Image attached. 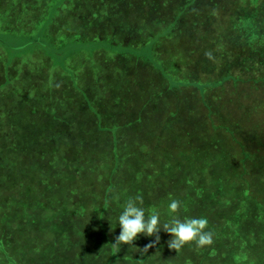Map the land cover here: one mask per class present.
Wrapping results in <instances>:
<instances>
[{
	"label": "rangeland",
	"instance_id": "1",
	"mask_svg": "<svg viewBox=\"0 0 264 264\" xmlns=\"http://www.w3.org/2000/svg\"><path fill=\"white\" fill-rule=\"evenodd\" d=\"M261 59L264 0H0V264H186L162 229L147 253L138 248L154 236L113 247L123 204L154 183L167 194L161 224L206 217L213 240L231 234L215 247L193 242L194 261H210L196 264L250 252L264 224L249 227L261 213L238 208L252 192L264 199V88L246 96L251 83L224 84L220 105L196 90L205 74L264 70ZM204 121L218 122L215 133ZM244 166L257 184L236 175ZM229 179L247 190L224 197Z\"/></svg>",
	"mask_w": 264,
	"mask_h": 264
},
{
	"label": "trees",
	"instance_id": "2",
	"mask_svg": "<svg viewBox=\"0 0 264 264\" xmlns=\"http://www.w3.org/2000/svg\"><path fill=\"white\" fill-rule=\"evenodd\" d=\"M258 16V14H254L253 15V17H254V19H252V23L255 21V18ZM212 25V33L214 32V25L213 24H211ZM178 27H180L181 28V26H178ZM171 28L174 30V25H171ZM255 28V27H254ZM253 30V29H252ZM257 33V32H256ZM224 35H222V36H220V38H222ZM225 36H227V35H225ZM152 42V41H151ZM240 42V41H239ZM234 47V46H233ZM233 47H231V48H233ZM223 48H225V45H223ZM222 48V49H223ZM226 48H227V46H226ZM216 53H218V56H221V57H226L225 55H223L222 54V52L221 51H217ZM213 57V56H212ZM211 57V59H213ZM261 63L262 64H264V60L263 59H261ZM258 64H260V63H258ZM256 66V65H255ZM258 70V69H257ZM247 71H250L249 73H247ZM243 72H245L246 74H243V73H240L239 74V77L238 78H235V79H230L232 76H229V77H224L223 75H222V77L220 78V80H219V82H216V81H213V79L214 78H216V77H212L211 75H209V74H205L203 77H204V79L206 80V79H209V80H206V82H209V83H206L205 84V88L204 89H202V90H196V93L200 96V100L199 101H203V102H205L206 100H205V98L207 97V95L208 96H210L209 94H213L212 95V101L211 102H214L215 104H217V105H220L221 104V101H222V98H223V100H225V101H228V102H230V98H229V96H226L225 94L227 93V92H225V90H227L226 89V87H229V86H231L232 87V84L234 83V84H236V83H251L250 85H247V84H245V85H243L244 87H245V89H247V94H246V96L247 95H251V96H254L257 92H258V90H259V88H261V87H263L264 88V70H258V72H256V71H254V72H252L249 68L246 70V71H243ZM215 73V72H214ZM253 79V80H252ZM215 84V86L214 87H212L213 85ZM220 85V86H217V85ZM224 84H226V87H224ZM212 87V88H211ZM212 91V92H211ZM222 91V92H221ZM200 92V93H199ZM215 92V93H214ZM263 98H264V94H263ZM199 101H197V102H199ZM222 105H224V103H222ZM203 107H204V117L206 118L207 116H208V111H207V104H204L203 105ZM215 122V123H214ZM202 124H203V126L205 127L204 128V130H206V131H208L210 134H213V133H215L214 132V130H216L215 128H218L217 127V121H204V122H201ZM115 149V148H114ZM208 151H210V150H208ZM207 151V152H208ZM192 158H193V160L195 161V156H193L192 155ZM208 158L210 159V161H205V162H207V164H210V162L214 159V157H212L211 155H208ZM199 162H200V160H198ZM244 168H245V166L243 167V169H241V170H238V171H236V175L237 174H240V175H242V178H241V180L243 181V180H245L244 182L246 183V184H249V182L251 183V185H254V184H257L256 183V180L257 179H252V180H250V176H251V174L253 173L250 169L249 170H244ZM241 172V173H240ZM232 173V172H231ZM138 174H141V177L142 176H144V169L143 170H139L138 171ZM146 175H148V177H149V179H150V177L152 178L153 176H154V172L151 170L150 171V173H148V174H146ZM240 177V176H239ZM142 179H144V178H142ZM146 180V181H150L151 182V180L153 179H150V180ZM234 180L235 179H233L232 180V182L231 183H229L230 182V179L228 180V182L227 181H223L224 183L221 185V188H223V190H221V192H222V194L224 195V197L226 196L225 194H224V192L226 191V192H228V191H230L229 193H230V195L232 196V197H234V192H232V188H237L238 189V191H246L247 190V187H242V185H241V181L239 182V184L238 183H234ZM250 180V181H249ZM247 181H249V182H247ZM154 182H156L155 180H154ZM157 183V182H156ZM140 185H143L144 187H146L145 186V184H144V182H143V180H141V183H139V188H141L140 187ZM154 186H157V187H155L154 189H148V190H151V195L149 194V191L148 192H146V194L147 195H143V194H140V196H142L143 197V201L146 203V204H148V210L147 211H145V214L146 215H150L151 213L150 212H153V211H157V212H160L159 214H160V217H161V213H162V211H164V209H167L166 208V206H161L160 205V202L161 203H165V198L167 197V194L166 193H162V190H161V188H162V186L163 185H160V184H155L154 183ZM231 188V189H230ZM110 189L111 188H108V191H110ZM206 189V191H205V196H209V195H211L212 193H214V190L211 188V187H207V188H205ZM263 190H264V188H263ZM262 190V191H263ZM140 191H141V189H140ZM252 193H254L253 195H251V196H249V197H246L247 198V201L246 202H244V204H245V206H246V210H244V209H240V208H238V210L239 211H242V212H246L247 214H250V212L252 211H247L248 209H253L255 212H260L261 213V215H257V213H254L253 212V217L252 218H254V219H256V220H252L251 219V221H250V225H249V227L250 226H252V227H255V228H257L258 229V227L260 226V225H263L264 224V205L262 204V202L260 201L262 198H258L257 199V196H256V193L255 192H252ZM258 193H260L259 191H258ZM161 194H163V195H165V198L163 199L162 197L159 199V196L161 195ZM248 194V193H247ZM147 196V197H146ZM232 197H231V200H232ZM240 196H238L236 199H233V202H236V203H238L240 200H237L238 198H239ZM245 197V196H244ZM108 198V197H107ZM6 199H9V197H8V195H6V197H5V200ZM264 199H262V201H263ZM154 203H156V204H154ZM224 203L226 204V205H228V206H231V201H224ZM101 204H102V206H103V201H101ZM234 206H235V204H234ZM235 208V207H234ZM259 210V211H258ZM248 227V228H249ZM104 231V230H103ZM245 233H249V231L248 232H246V231H243L242 232V234H245ZM260 233V232H259ZM261 233H264V232H261ZM69 234V233H68ZM227 234V235H226ZM235 235V234H234ZM74 236V234L72 233V236L70 237V238H72ZM102 237L104 238V234L102 235ZM230 237H231V234H229L228 232H226V231H222L220 234H218V236H215V238H214V242H213V244L212 245H210V246H212V247H215V246H217V244H218V242L219 241H224L225 239H230ZM235 237H236V239L237 238H241V236H239L238 234H236L235 235ZM259 238H261L263 241H264V235L263 236H261L260 234L258 235V240H256V241H253L252 242V244L254 245V247H252L251 248V251L250 252H245V250L244 249H239L238 251H237V253L236 254H234L231 258L230 257H223L222 259L220 258V257H222L224 254H226L224 251H220V252H216V253H214V252H212V254H215V255H217L218 256V258H220L219 259V261H217V262H214L213 264H226V262H224V260L226 261H228L227 262V264H252L254 261H257L258 262V264H260V262H261V264H263L264 263V247H258L257 246V244H259V243H261L260 241H259ZM1 241V240H0ZM33 240H30L29 242H32ZM247 243V242H246ZM0 244H1V242H0ZM248 244V243H247ZM1 245H3V244H1ZM249 246L251 245V244H248ZM185 246H189V248H190V250L189 251H187V252H183V251H185L183 248H182V250H180V251H178V253H180V254H182V255H184L186 258H188L190 261L191 260H193V262H191L192 264H196V263H198V261L200 262L201 260H202V258H203V260H204V262L205 263H208V262H210L209 260H208V258H207V256H205V255H203V256H199L198 255V260L197 261H194V257H193V255L190 253L191 252V248L192 247H194V243H188V244H185ZM65 250V248H63V246H61L60 247V251H64ZM212 250H210L209 249V252H211ZM119 254V253H118ZM202 254V253H201ZM182 255H180V258L182 259ZM10 258H12V255L11 256H9ZM71 257V256H70ZM140 258V257H139ZM139 258L137 259V261L139 262ZM7 260H9V261H12V259L10 260V259H7ZM258 260H260V262L258 261ZM190 261H187L186 262V264H188ZM70 264H74V263H70Z\"/></svg>",
	"mask_w": 264,
	"mask_h": 264
},
{
	"label": "clouds",
	"instance_id": "3",
	"mask_svg": "<svg viewBox=\"0 0 264 264\" xmlns=\"http://www.w3.org/2000/svg\"><path fill=\"white\" fill-rule=\"evenodd\" d=\"M211 58L210 53H206ZM143 203V197L137 195L130 197L122 206L123 210L118 216L119 234L114 237L113 247L119 251L122 244H132L138 235L154 236L155 239L143 248H138L141 253H147L149 248L155 247L159 241V231L170 234V239L166 241L167 247L178 252L188 243H195L198 248L210 246L213 244L214 233L208 229V220L206 217H190L181 220L173 215L168 222L161 224L160 214L153 211L150 215H146L142 207L138 203ZM181 202L172 199L168 205L171 213L179 211Z\"/></svg>",
	"mask_w": 264,
	"mask_h": 264
}]
</instances>
